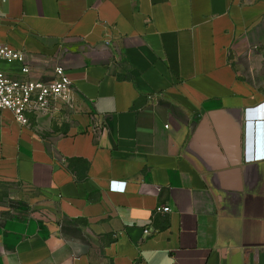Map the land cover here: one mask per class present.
<instances>
[{
  "label": "crops",
  "instance_id": "crops-1",
  "mask_svg": "<svg viewBox=\"0 0 264 264\" xmlns=\"http://www.w3.org/2000/svg\"><path fill=\"white\" fill-rule=\"evenodd\" d=\"M0 42L73 81L0 110V264H264V0H0Z\"/></svg>",
  "mask_w": 264,
  "mask_h": 264
},
{
  "label": "built area",
  "instance_id": "built-area-1",
  "mask_svg": "<svg viewBox=\"0 0 264 264\" xmlns=\"http://www.w3.org/2000/svg\"><path fill=\"white\" fill-rule=\"evenodd\" d=\"M2 61L19 62L22 76L11 77L1 66ZM30 71L23 51L0 42V110H11L22 125L29 123L31 115L47 113L53 100L69 99L73 85L63 66L56 68L50 81L35 80L30 77ZM170 210L168 206L163 208L165 212Z\"/></svg>",
  "mask_w": 264,
  "mask_h": 264
},
{
  "label": "rangeland",
  "instance_id": "rangeland-1",
  "mask_svg": "<svg viewBox=\"0 0 264 264\" xmlns=\"http://www.w3.org/2000/svg\"><path fill=\"white\" fill-rule=\"evenodd\" d=\"M12 185L0 181V208L7 207L11 199Z\"/></svg>",
  "mask_w": 264,
  "mask_h": 264
}]
</instances>
